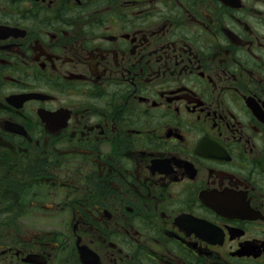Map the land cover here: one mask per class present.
Segmentation results:
<instances>
[{"label": "flooded vegetation", "instance_id": "obj_1", "mask_svg": "<svg viewBox=\"0 0 264 264\" xmlns=\"http://www.w3.org/2000/svg\"><path fill=\"white\" fill-rule=\"evenodd\" d=\"M0 264H264V0H0Z\"/></svg>", "mask_w": 264, "mask_h": 264}]
</instances>
